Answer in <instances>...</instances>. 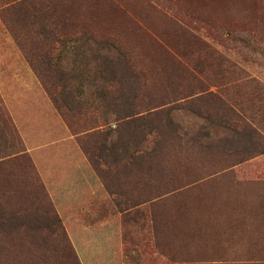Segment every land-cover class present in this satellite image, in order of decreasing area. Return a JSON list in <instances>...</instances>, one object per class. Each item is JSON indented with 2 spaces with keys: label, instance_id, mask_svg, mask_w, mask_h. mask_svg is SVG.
<instances>
[{
  "label": "rangeland",
  "instance_id": "1",
  "mask_svg": "<svg viewBox=\"0 0 264 264\" xmlns=\"http://www.w3.org/2000/svg\"><path fill=\"white\" fill-rule=\"evenodd\" d=\"M1 9L0 264H264V0Z\"/></svg>",
  "mask_w": 264,
  "mask_h": 264
},
{
  "label": "trees",
  "instance_id": "2",
  "mask_svg": "<svg viewBox=\"0 0 264 264\" xmlns=\"http://www.w3.org/2000/svg\"><path fill=\"white\" fill-rule=\"evenodd\" d=\"M28 1L29 0H5V1H1V4H3V5L0 8H3L4 11H7V8L8 9H11V8H17L19 6L21 8L22 6H24L25 4H27ZM3 9H1V10H3ZM224 114H225V117L227 118L228 121H230L231 118H235V120L237 118V121L238 122H240L242 124L244 123L243 119L236 112H234V111H229V112L224 113ZM235 120L233 122H235Z\"/></svg>",
  "mask_w": 264,
  "mask_h": 264
},
{
  "label": "crops",
  "instance_id": "3",
  "mask_svg": "<svg viewBox=\"0 0 264 264\" xmlns=\"http://www.w3.org/2000/svg\"><path fill=\"white\" fill-rule=\"evenodd\" d=\"M63 189H61V187L60 188H58V189H61V191L63 192V194H65V195H68V194H72V193H74V192H72V190L74 191V189L72 188V187H70V186H65V187H62ZM74 188H76L75 186H74Z\"/></svg>",
  "mask_w": 264,
  "mask_h": 264
}]
</instances>
